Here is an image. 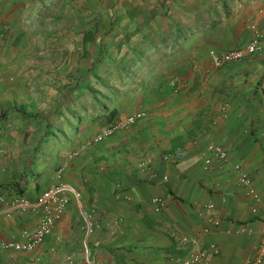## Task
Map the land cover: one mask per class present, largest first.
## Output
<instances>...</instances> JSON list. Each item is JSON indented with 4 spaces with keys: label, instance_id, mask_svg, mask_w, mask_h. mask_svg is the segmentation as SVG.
<instances>
[{
    "label": "crops",
    "instance_id": "0c3cea01",
    "mask_svg": "<svg viewBox=\"0 0 264 264\" xmlns=\"http://www.w3.org/2000/svg\"><path fill=\"white\" fill-rule=\"evenodd\" d=\"M61 2L0 0V188L35 201L59 168V181L72 188L62 218L31 251L1 244L21 241L43 208L0 213V264H172L199 249L209 264L248 263L264 234V219L251 211L264 209V0H106L95 43H105L110 58H137L128 63L133 77L112 84L121 93L106 102L105 114L117 112L111 121L89 92L82 99L80 87L60 85V56L72 65L87 59L86 72L96 53L92 45L82 55L81 2L70 13ZM61 9L72 16L63 25L74 45L60 55ZM257 32L260 51L213 65L210 50L243 47ZM136 111L144 116L91 142ZM209 142L227 150L226 164L202 167ZM178 146L181 159L161 158ZM235 163L250 174L258 202L238 184ZM153 196L165 203L159 212ZM91 209L98 219H120L112 232L86 236Z\"/></svg>",
    "mask_w": 264,
    "mask_h": 264
},
{
    "label": "built area",
    "instance_id": "2783aa9c",
    "mask_svg": "<svg viewBox=\"0 0 264 264\" xmlns=\"http://www.w3.org/2000/svg\"><path fill=\"white\" fill-rule=\"evenodd\" d=\"M3 36L4 28L0 24V42L2 41ZM260 36L261 34L257 32L256 37L253 40L249 41L243 47L236 49L226 51L210 50L209 53L212 57L213 65L215 67H221L227 62L239 61L252 53L260 51L262 49V46L259 44ZM143 116L144 112L142 111L120 115L103 127L98 133H96L91 138V142L95 143L102 141L105 138L113 135L116 131H120L129 127L137 119ZM75 154L76 152H71L69 156H73ZM183 156L184 150L178 146L172 151L162 154L161 158L165 161H168L171 158L181 159ZM228 159V152L221 144L209 142L202 153V167L204 169H208L214 160L223 165L228 162ZM150 162V158H146L140 162V165L147 166L150 164ZM233 169L237 174L238 184L242 187H245L247 194L253 199V201L258 202L260 196L253 186L250 174L245 169H243L239 163H235L233 165ZM62 170V168H59L56 171V180L58 181L50 186L46 191H44L35 201H30L25 196H9L4 189L0 188V213L10 215L15 212L37 210L38 208H43L44 210L43 215L38 219L36 225L30 230L23 231V239L21 241L13 240L3 242L1 244L2 249H13L18 251H31L35 249L40 243L43 242L45 236L51 231L55 222L62 218L69 204L68 192L72 189L67 184L59 181ZM167 178L168 176L164 175L162 179L165 181ZM150 204L155 212L161 211L165 205L163 199L157 196H153L150 199ZM211 207V204L206 205V209H211ZM251 211L264 219V209H260L257 204L252 206ZM86 219V236L99 229L112 232L114 225L118 224L120 220L98 219L94 209H91L86 213ZM208 220L213 221L210 217ZM214 223L217 224L218 221H215ZM207 230L208 228L204 229V231ZM250 231L251 228L245 227H238L236 229V232ZM210 247L214 253L218 252L215 244H211ZM172 264H209L207 260V250L199 249L191 251L184 257L175 259ZM246 264H264V234L258 245L256 255Z\"/></svg>",
    "mask_w": 264,
    "mask_h": 264
},
{
    "label": "trees",
    "instance_id": "16d2710c",
    "mask_svg": "<svg viewBox=\"0 0 264 264\" xmlns=\"http://www.w3.org/2000/svg\"><path fill=\"white\" fill-rule=\"evenodd\" d=\"M61 1L65 3L64 5L67 8L68 13L71 11L69 5H72L76 1L77 3L81 2V21L85 24L80 32L82 35V55L88 54L90 48L89 46L94 45L96 49L95 58L92 59L91 64L85 72L86 77L82 79L83 77L81 76H69L68 85L74 84L78 88L80 87L81 92H77L81 93L78 95V97H82V99L84 98L83 95L85 92H89L93 97L94 102L97 104L98 110H103L101 114H104L107 117V120L111 121L116 116L117 112L114 108H112L107 110V113L105 114L104 110L108 108L106 102L116 99L121 93L120 89L114 88L112 84L114 81L121 82L123 78L133 77V75L128 76L129 72L127 71L130 70V65H128V63H130V61L135 62L137 58L131 57V59L124 61L122 59L125 57L126 53L123 55V57L118 59L115 57L110 58L108 55L110 52L107 54L108 49L106 48V44L102 41L95 43L98 37L103 38L104 23L101 17L98 18V15L104 11L106 0H60V3H62ZM96 8H98V10L101 9L100 12L96 11ZM135 14L136 11L132 12V17H134ZM121 45V42L118 43L114 49L119 52ZM131 49L135 53L140 52L136 46L132 47ZM112 56H114V54H112ZM104 88L110 91L109 96H106L103 93ZM49 129H51V127Z\"/></svg>",
    "mask_w": 264,
    "mask_h": 264
},
{
    "label": "rangeland",
    "instance_id": "374dc122",
    "mask_svg": "<svg viewBox=\"0 0 264 264\" xmlns=\"http://www.w3.org/2000/svg\"><path fill=\"white\" fill-rule=\"evenodd\" d=\"M70 14L66 15V13L61 9L60 11V55L63 52V50L67 51L70 50L71 46H73V42L70 41L69 37L67 36L66 33H64L65 26L63 25L65 21L63 20H72V16H69ZM64 37V38H63ZM72 54V52L70 53ZM76 55V54H75ZM76 57V56H73ZM70 61V60H68ZM88 60L87 59H81V58H76L75 64L72 65V63L68 62H63V58L61 59L60 56V85L62 87H67L68 81H69V76L74 77V76H81L84 79L86 77L85 75V66L87 64ZM66 66V67H65ZM67 66H71L70 69H67ZM65 67V69L63 68ZM80 72V74H79ZM74 74V75H73ZM84 81V80H82Z\"/></svg>",
    "mask_w": 264,
    "mask_h": 264
}]
</instances>
